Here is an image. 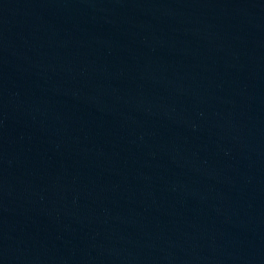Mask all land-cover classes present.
<instances>
[{"label": "water", "instance_id": "obj_1", "mask_svg": "<svg viewBox=\"0 0 264 264\" xmlns=\"http://www.w3.org/2000/svg\"><path fill=\"white\" fill-rule=\"evenodd\" d=\"M0 264H264V0H0Z\"/></svg>", "mask_w": 264, "mask_h": 264}]
</instances>
